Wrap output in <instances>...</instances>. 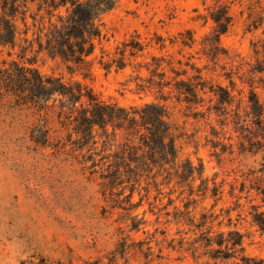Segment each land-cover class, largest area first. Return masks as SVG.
Segmentation results:
<instances>
[{"label":"rangeland","instance_id":"1","mask_svg":"<svg viewBox=\"0 0 264 264\" xmlns=\"http://www.w3.org/2000/svg\"><path fill=\"white\" fill-rule=\"evenodd\" d=\"M211 3L118 0L102 17L105 36L93 55L72 64L40 53L33 64L45 76L85 84L106 101L126 108L141 107L155 100V94L136 92L133 65L123 70L104 69L98 62L102 50L113 52L117 43L137 33L142 42L152 44L136 61L164 55L175 61L190 58L202 67L207 63L202 40L211 33L213 24H204L197 16ZM232 13V25L220 36L227 57L219 61L216 71H203L206 78L222 85L228 80L220 65L230 68L240 61L256 64V57L264 55V0H235ZM187 30L193 36L190 46L181 42V33L185 36ZM160 38L164 47L155 43ZM0 50V59H9L6 49ZM140 74L147 72L142 69ZM234 79L238 88L248 89L247 84ZM256 90L264 102V89ZM207 106L189 109L174 98L169 100V120L177 136L176 164L147 170L140 165L128 182L129 175H121L125 183L104 193L102 175L114 168V154L119 150L116 145L122 139L119 135L116 142L112 140L111 126L107 135L96 127V143L91 141L83 148L67 139L50 146L36 145L30 137L28 111L11 107L7 99L0 100V264H209L207 257L192 256L193 248L200 246L202 232L210 230L209 235L216 238L218 233L227 234L235 228L245 234V252L264 258V234L233 210L229 190L235 162L227 152L218 159L216 152L221 147H212V142L228 143L225 137L230 133L213 134L208 123L219 129L214 114L209 119L206 115L194 118V112L205 111ZM72 137L76 138L74 134ZM186 160L194 165L201 161L202 177L209 179L210 187L212 181L221 185L222 194L202 195L197 175L193 181L189 178L179 184L175 170L179 174ZM120 165L125 174L128 167L122 162ZM131 189V202L136 204L133 208L126 198ZM134 225L137 229L132 228ZM204 250L199 247L198 252ZM146 253L151 254L145 257Z\"/></svg>","mask_w":264,"mask_h":264},{"label":"trees","instance_id":"2","mask_svg":"<svg viewBox=\"0 0 264 264\" xmlns=\"http://www.w3.org/2000/svg\"><path fill=\"white\" fill-rule=\"evenodd\" d=\"M117 1L0 0V48H5L9 57L0 59V100L7 99L11 107L28 111L30 119L27 123L32 124L30 137L36 145L50 146L67 139L78 149L83 148L91 141L96 143V127L107 135L108 126H111L112 140L116 142L119 135L122 139L116 145L119 150L114 154L117 158L114 168L102 175L104 193L107 188L111 191L125 183L121 175H129L128 182L140 165L147 170L176 164L177 136L169 120V100L174 98L189 109L208 103L205 111H196L193 115L196 119L204 115L209 119L214 114L219 129L208 123L213 134L230 133L225 137L228 143L216 141L212 142V147L216 149L220 145V152H216L218 159L227 152L230 160L235 162L229 190L234 198L233 210H238L237 216L249 219L250 224L264 234V102L256 90L257 87L264 89V55L256 57V64L240 61L230 68L220 65L227 85L213 83L203 73L205 69L216 71L219 61L227 57L220 36L233 23L235 0H212L211 4L205 5V13L197 16L204 24L209 21L213 24L211 33L202 40L201 51L207 60L202 67L190 58L175 61L164 55H151L146 61H136L152 44L142 42L137 33L117 43L113 52L102 50L98 62L104 69L123 70L133 65L136 92L155 94V100L141 107L126 108L106 101L81 82L65 83L57 77L43 75L34 66V59L40 53L72 64L93 55L105 36L102 17ZM185 34L181 33V42L190 46L192 33L187 30ZM158 42L164 47L163 39L155 43ZM255 53L258 54V50ZM142 69L147 72L144 76L140 74ZM234 77L247 84L248 89L238 88ZM234 138L236 141L232 142ZM121 162L128 167L125 174L120 171ZM94 165L93 162L91 167ZM203 173L201 161L194 165L186 160L179 174L178 169L175 170L179 184L189 178L193 181L197 175L201 180L199 190L202 195L208 192L212 197L221 195V185L212 181L210 187L209 179L203 178ZM132 195L133 189L126 195L131 208L136 206L131 202ZM243 198L244 203L241 202ZM118 202L122 200L118 198ZM132 228L137 229V226ZM209 234L210 230L202 232L200 246L192 250L194 259L207 257L209 264H264V258L245 252V234L240 230L231 229L227 234L220 232L216 238ZM199 247L205 250L198 252ZM150 254L146 253L145 257Z\"/></svg>","mask_w":264,"mask_h":264}]
</instances>
